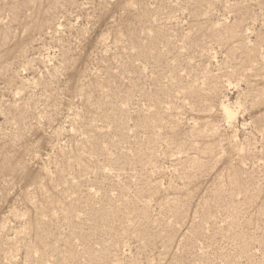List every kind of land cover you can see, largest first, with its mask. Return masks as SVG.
I'll use <instances>...</instances> for the list:
<instances>
[{
  "label": "rangeland",
  "instance_id": "obj_1",
  "mask_svg": "<svg viewBox=\"0 0 264 264\" xmlns=\"http://www.w3.org/2000/svg\"><path fill=\"white\" fill-rule=\"evenodd\" d=\"M0 264H264V0H0Z\"/></svg>",
  "mask_w": 264,
  "mask_h": 264
}]
</instances>
